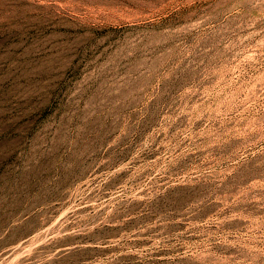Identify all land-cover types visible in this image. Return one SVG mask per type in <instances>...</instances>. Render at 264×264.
I'll use <instances>...</instances> for the list:
<instances>
[{"label":"rangeland","instance_id":"1","mask_svg":"<svg viewBox=\"0 0 264 264\" xmlns=\"http://www.w3.org/2000/svg\"><path fill=\"white\" fill-rule=\"evenodd\" d=\"M0 264H264V0H0Z\"/></svg>","mask_w":264,"mask_h":264}]
</instances>
